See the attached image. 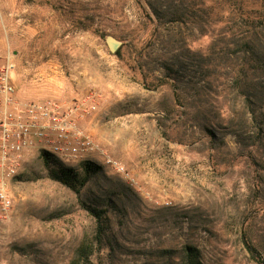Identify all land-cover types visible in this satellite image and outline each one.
Wrapping results in <instances>:
<instances>
[{
	"label": "rangeland",
	"instance_id": "obj_1",
	"mask_svg": "<svg viewBox=\"0 0 264 264\" xmlns=\"http://www.w3.org/2000/svg\"><path fill=\"white\" fill-rule=\"evenodd\" d=\"M148 1L0 0V59L14 65L17 97L74 111L95 149L68 167L100 168L77 194L49 177L43 150L25 154L7 183L12 208L0 207V264H257L243 230L264 258V140L252 121L263 112L220 96L219 81L198 94L188 48L212 39L167 19L157 27ZM171 63L185 67L178 80L146 89L143 77H170ZM182 87L187 105L174 96Z\"/></svg>",
	"mask_w": 264,
	"mask_h": 264
},
{
	"label": "trees",
	"instance_id": "obj_2",
	"mask_svg": "<svg viewBox=\"0 0 264 264\" xmlns=\"http://www.w3.org/2000/svg\"><path fill=\"white\" fill-rule=\"evenodd\" d=\"M148 6L151 13L149 17L157 23V27L167 19L170 24L190 26L200 38L212 39L206 50L195 51L188 48L195 55L193 60L197 71L203 76L197 83V93L203 95L212 87L211 84L219 81L222 88L220 96L235 94L243 97L245 107L253 114L258 110L263 112L261 116H254L252 121L257 126V139L264 140V0H149ZM100 34L104 37L103 33ZM116 54L120 56L121 51ZM166 69L172 73L170 77L160 78L154 75L149 80L144 76L145 88L157 90L171 81L175 83L185 67L171 63ZM214 92L219 95L217 90ZM174 96L178 104L189 103L188 88L176 89ZM218 118L221 124L229 125L233 121L230 109H220ZM205 124L207 135L215 141L216 135L209 129L212 123L208 121ZM233 132L239 137L236 131ZM162 134L169 138L167 129ZM249 156L252 159L255 157L253 151H249ZM41 157L49 177L77 194L100 170L91 161H84L75 168L68 167L46 151H42ZM88 208L98 222L101 221L102 212ZM99 229L101 231L102 228ZM241 242L252 260L257 264H264L261 252L251 242L245 230L241 233ZM185 254L190 260L195 258L191 247L186 248Z\"/></svg>",
	"mask_w": 264,
	"mask_h": 264
},
{
	"label": "built area",
	"instance_id": "obj_3",
	"mask_svg": "<svg viewBox=\"0 0 264 264\" xmlns=\"http://www.w3.org/2000/svg\"><path fill=\"white\" fill-rule=\"evenodd\" d=\"M78 110V109H76ZM73 112L54 100L21 101L13 80V64L0 59V207L13 205L7 183L21 165V158L39 147L70 166L95 149L94 142L77 129ZM117 169V161L109 159Z\"/></svg>",
	"mask_w": 264,
	"mask_h": 264
},
{
	"label": "water",
	"instance_id": "obj_4",
	"mask_svg": "<svg viewBox=\"0 0 264 264\" xmlns=\"http://www.w3.org/2000/svg\"><path fill=\"white\" fill-rule=\"evenodd\" d=\"M106 40H107V43H108L110 49L113 52H116L120 48V46L122 44L119 40L115 39L112 36H108Z\"/></svg>",
	"mask_w": 264,
	"mask_h": 264
},
{
	"label": "crops",
	"instance_id": "obj_5",
	"mask_svg": "<svg viewBox=\"0 0 264 264\" xmlns=\"http://www.w3.org/2000/svg\"><path fill=\"white\" fill-rule=\"evenodd\" d=\"M11 63H12V61H10ZM13 64V63H12ZM14 66V65H13ZM14 80V79H13ZM14 84H15V82H14ZM15 86H16V84H15Z\"/></svg>",
	"mask_w": 264,
	"mask_h": 264
}]
</instances>
